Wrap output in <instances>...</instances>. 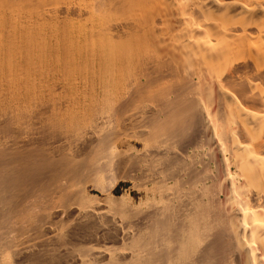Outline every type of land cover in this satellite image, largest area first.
Wrapping results in <instances>:
<instances>
[{
  "label": "bare ground",
  "instance_id": "obj_1",
  "mask_svg": "<svg viewBox=\"0 0 264 264\" xmlns=\"http://www.w3.org/2000/svg\"><path fill=\"white\" fill-rule=\"evenodd\" d=\"M42 253L264 264V0H0V264Z\"/></svg>",
  "mask_w": 264,
  "mask_h": 264
},
{
  "label": "rangeland",
  "instance_id": "obj_2",
  "mask_svg": "<svg viewBox=\"0 0 264 264\" xmlns=\"http://www.w3.org/2000/svg\"><path fill=\"white\" fill-rule=\"evenodd\" d=\"M127 187V184L124 182V181H122V182H120V183H118L112 190H111V195H114V196H121L122 194L123 195H125V191H126V188ZM92 193H94V194H97L98 196H100V197H103V195L104 194H101L99 191H93ZM120 206L122 205V204H119ZM119 205H117L118 207H119ZM113 206L114 205H112V208H113ZM115 209H116V206L114 207ZM116 217H118V218H120V216H116ZM71 245V244H70ZM74 245V244H73ZM71 247H73V246H71ZM43 253H45V251L43 252ZM42 253V255L44 256V258H45V260L44 261H46L45 262V264H66L65 263V259L64 260H59V262L57 261V263H55V259H53V261L52 260H50V255L51 254H53V253H49V257H48V253H47V255L45 256V254H43ZM77 254V253H76ZM49 258V259H48Z\"/></svg>",
  "mask_w": 264,
  "mask_h": 264
}]
</instances>
